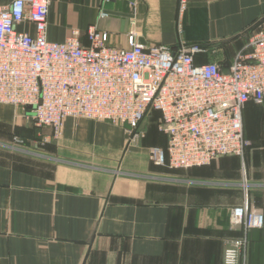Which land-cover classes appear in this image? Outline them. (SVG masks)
Returning <instances> with one entry per match:
<instances>
[{"label": "crops", "instance_id": "crops-1", "mask_svg": "<svg viewBox=\"0 0 264 264\" xmlns=\"http://www.w3.org/2000/svg\"><path fill=\"white\" fill-rule=\"evenodd\" d=\"M132 1L138 42L200 45L198 64L227 66L264 25V0H187L179 18L177 0H50L47 39L77 29L87 45L94 25L127 48ZM19 29L34 34L32 24ZM27 112L0 104V264H222L227 240L241 234L231 208L247 199L264 215V102L243 109L242 157L190 168L149 160L145 137L167 144L154 117L128 142L122 126L77 117L54 137ZM245 264H264V224L248 233Z\"/></svg>", "mask_w": 264, "mask_h": 264}, {"label": "built area", "instance_id": "built-area-1", "mask_svg": "<svg viewBox=\"0 0 264 264\" xmlns=\"http://www.w3.org/2000/svg\"><path fill=\"white\" fill-rule=\"evenodd\" d=\"M49 5L50 0L0 2V104L26 111L33 106L35 124L50 127L54 137L65 118L77 117L122 126L128 142L144 136L140 125L155 111L167 144L150 147L148 158L159 166L190 168L243 156L250 143L243 109L249 101L264 102V25L227 66L198 64L200 45L138 42L135 1L127 48L108 45V33L94 25L86 30L87 45L77 29L61 42L48 40ZM186 6L187 0H177L178 18ZM26 24L34 34L19 29ZM230 224L241 234L227 240L222 264H245L248 233L263 226L264 215L245 199L231 208Z\"/></svg>", "mask_w": 264, "mask_h": 264}, {"label": "rangeland", "instance_id": "rangeland-1", "mask_svg": "<svg viewBox=\"0 0 264 264\" xmlns=\"http://www.w3.org/2000/svg\"><path fill=\"white\" fill-rule=\"evenodd\" d=\"M146 122H149V119L148 120H146ZM145 124V123H144ZM143 124V125H144ZM152 128H154V126H152ZM153 131H152V133L154 134V136L155 137H157V138H162V134H159L158 132H155L154 131V129H152ZM149 136L150 135H148L147 137H145L146 138V141L145 142H143L144 144H143V147H152V146H148V144L150 143L148 140H149ZM148 138V139H147ZM150 145V144H149ZM244 155V154H243ZM241 157V156H240Z\"/></svg>", "mask_w": 264, "mask_h": 264}, {"label": "trees", "instance_id": "trees-1", "mask_svg": "<svg viewBox=\"0 0 264 264\" xmlns=\"http://www.w3.org/2000/svg\"><path fill=\"white\" fill-rule=\"evenodd\" d=\"M149 118H151V117H154V125L156 126V128H157V124H158V120H159V114L157 113V112H155V111H153L149 116H148ZM244 137H245V135H244ZM246 138V137H245ZM247 139V138H246ZM20 141H21V139H20ZM247 148V147H246ZM165 167H167V168H170L167 164L166 165H164Z\"/></svg>", "mask_w": 264, "mask_h": 264}, {"label": "water", "instance_id": "water-1", "mask_svg": "<svg viewBox=\"0 0 264 264\" xmlns=\"http://www.w3.org/2000/svg\"><path fill=\"white\" fill-rule=\"evenodd\" d=\"M31 108H33V106H28V114H31V112H30V110L29 109H31Z\"/></svg>", "mask_w": 264, "mask_h": 264}]
</instances>
